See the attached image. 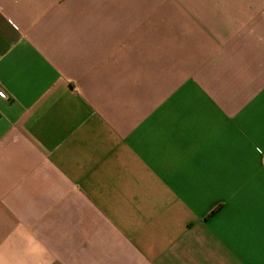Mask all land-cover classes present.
I'll return each instance as SVG.
<instances>
[{
    "label": "crops",
    "instance_id": "obj_1",
    "mask_svg": "<svg viewBox=\"0 0 264 264\" xmlns=\"http://www.w3.org/2000/svg\"><path fill=\"white\" fill-rule=\"evenodd\" d=\"M0 264H264V0H0Z\"/></svg>",
    "mask_w": 264,
    "mask_h": 264
}]
</instances>
